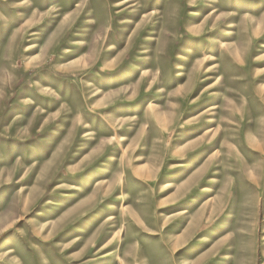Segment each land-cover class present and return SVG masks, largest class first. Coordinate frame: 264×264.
<instances>
[{"label": "rangeland", "instance_id": "rangeland-1", "mask_svg": "<svg viewBox=\"0 0 264 264\" xmlns=\"http://www.w3.org/2000/svg\"><path fill=\"white\" fill-rule=\"evenodd\" d=\"M0 264H264V0H0Z\"/></svg>", "mask_w": 264, "mask_h": 264}, {"label": "bare ground", "instance_id": "bare-ground-1", "mask_svg": "<svg viewBox=\"0 0 264 264\" xmlns=\"http://www.w3.org/2000/svg\"><path fill=\"white\" fill-rule=\"evenodd\" d=\"M26 2H27V1H26ZM183 213H184V215L187 214V212H183Z\"/></svg>", "mask_w": 264, "mask_h": 264}]
</instances>
